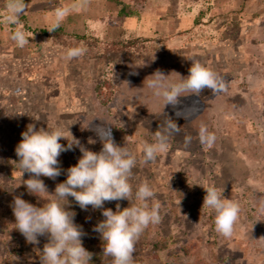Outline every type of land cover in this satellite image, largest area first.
I'll list each match as a JSON object with an SVG mask.
<instances>
[{"label": "rangeland", "instance_id": "obj_1", "mask_svg": "<svg viewBox=\"0 0 264 264\" xmlns=\"http://www.w3.org/2000/svg\"><path fill=\"white\" fill-rule=\"evenodd\" d=\"M162 1L23 0V13L10 21L11 0H0V264H41L48 235L31 243L15 228V196L43 204L23 183L30 176L15 149L29 125L56 124L95 152L102 148L95 129L113 128L115 143L137 153L133 183L152 185L160 215L135 242L139 264H264V0H181L179 21L170 16L177 1ZM145 5L158 14L142 26ZM56 26L72 46L41 32ZM16 31L23 46L12 39ZM136 39L129 58L109 61L116 43ZM72 49L81 54L68 58ZM192 60L216 75L220 91L184 94L176 105L153 96L147 77L160 71L179 81ZM128 92L134 97L121 102ZM214 131V144L202 150V135ZM156 133L168 135L167 147L144 163L139 142ZM62 154L82 155L75 145ZM40 179L54 192L51 178ZM209 186L239 205L230 237L217 232L214 212L203 206ZM105 203L113 211L130 206ZM103 219L102 209H82L80 222L96 240Z\"/></svg>", "mask_w": 264, "mask_h": 264}, {"label": "clouds", "instance_id": "obj_2", "mask_svg": "<svg viewBox=\"0 0 264 264\" xmlns=\"http://www.w3.org/2000/svg\"><path fill=\"white\" fill-rule=\"evenodd\" d=\"M8 19L14 21L24 11L23 0H11ZM60 13L57 14V24ZM12 39L23 46L27 40L22 31H16ZM81 50H68V58L79 56ZM170 74L157 71L147 80V88L155 98L163 100L165 105H176L184 94L198 96L204 88L220 91L216 75L201 62L192 60L187 76H180L179 81L169 79ZM168 130H173L171 124ZM95 131L102 143L99 152L89 150L73 136L68 126L48 125L47 129H37L29 125L22 132V139L16 146V161L22 174L30 178L24 184L30 194L39 197L43 204L36 206L21 196H15L12 211L15 228L28 242L37 243V237L48 235V242L41 252V264H92V253L83 246L84 235L80 226L74 222L75 213L67 210L69 197L74 198L81 209L89 205L93 209H102L105 217L94 228L103 241V255L112 258V264H133L135 242L150 226L160 220L159 204L151 203L155 196L148 181L133 183L134 169L138 164L137 153L125 144L115 143L111 128L98 126ZM61 139L68 141L62 144ZM202 142L212 144L215 136L211 133L202 135ZM94 142V141H90ZM168 135L156 133L155 139H141L139 155L144 163L155 161L157 154L167 147ZM73 145L79 147L82 155L77 163L66 171V179L56 184L49 193L41 176L56 178L61 174L58 157ZM203 206L215 214L217 232L230 237L239 216V205L222 196L215 187H203ZM130 201V206L123 209L117 205L116 211L104 208L105 201Z\"/></svg>", "mask_w": 264, "mask_h": 264}, {"label": "trees", "instance_id": "obj_3", "mask_svg": "<svg viewBox=\"0 0 264 264\" xmlns=\"http://www.w3.org/2000/svg\"><path fill=\"white\" fill-rule=\"evenodd\" d=\"M45 36H52L53 40H55L57 43H60L62 45H73V43H70L69 40H67L63 29L60 26L53 27L50 31L47 30H42L41 31ZM78 42V41H76ZM139 42L138 39L128 41L125 43H116L114 47L115 49L112 48L108 50L109 53V61H117V62H122L129 58V55L131 53V48L134 47L137 43ZM78 45V44H77ZM144 48V47H143ZM151 65V62L149 63ZM154 67V64L153 66ZM118 79V78H117ZM119 84V93L121 92H126L127 89L120 84L119 80H117ZM133 85V84H132ZM131 86V85H130ZM136 86H131V90L134 89ZM130 91V90H128ZM119 95V94H118ZM134 94L128 92V95L125 96V99L119 100L121 102L129 100L130 98H133ZM200 98V97H199ZM204 118V117H203ZM202 118V119H203ZM201 119V120H202ZM213 123V122H212ZM214 125V123H213ZM110 128V127H109ZM111 133H113V128H111ZM213 135L215 136V140L217 139L218 135L215 134V131L213 132ZM215 142V141H214ZM214 142L212 144H214ZM62 143V142H61ZM63 144V143H62ZM207 144L202 142V150L205 148ZM58 167L61 170V174L57 176L56 178H51L53 183H54V190L56 187V184L63 182L66 179L67 175V169L70 166H73L77 163L74 159L71 157L65 155V154H60L58 157ZM70 201V204L67 205V210L72 211L75 213L74 215V222L81 227L84 235H82L81 240L83 243V246L85 249H87L90 253H92V264H112V258L103 255V241L101 240H96L90 236L91 230L89 229L88 226L83 225L80 220H81V213L82 209L79 207V205L75 202L74 198L69 197L68 198ZM106 205H110V201H106ZM107 205V206H108ZM101 237V236H100ZM133 264H139L137 257L133 254Z\"/></svg>", "mask_w": 264, "mask_h": 264}, {"label": "crops", "instance_id": "obj_4", "mask_svg": "<svg viewBox=\"0 0 264 264\" xmlns=\"http://www.w3.org/2000/svg\"><path fill=\"white\" fill-rule=\"evenodd\" d=\"M176 4L172 7V12H170V16L174 17V19L178 20L181 19V11L183 9L182 3L180 2L181 0H176ZM147 4V3H146ZM160 5H162V7H166V0H163ZM165 9V8H164ZM155 10L152 8H149L147 5L144 6V8L140 9V16L137 20V24L141 23V25L143 26V24H148L150 22H152V20H155L156 17ZM166 19V16H161L160 20ZM158 21V20H157ZM166 21V20H164ZM160 23H162L161 21H158Z\"/></svg>", "mask_w": 264, "mask_h": 264}]
</instances>
